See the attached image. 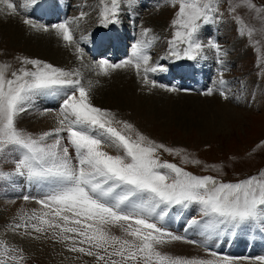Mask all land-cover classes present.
I'll use <instances>...</instances> for the list:
<instances>
[{
    "label": "rangeland",
    "instance_id": "obj_1",
    "mask_svg": "<svg viewBox=\"0 0 264 264\" xmlns=\"http://www.w3.org/2000/svg\"><path fill=\"white\" fill-rule=\"evenodd\" d=\"M126 1L133 5L129 8L127 3H124ZM40 2L44 7L36 8L35 5L23 7L26 0H14V3L18 4L19 14L10 16L17 18L15 21L25 29L26 37H38L44 32L25 25L23 21L27 18L37 25L47 26L48 32L57 39L62 52L76 51L74 48L77 46L83 48L84 56L80 60L83 62L84 71L79 68L78 60L72 59L68 62L65 56L64 61L62 59L54 61L53 49L57 48L55 43L44 41L39 43L35 39L33 43L37 46L38 52H31L25 49L26 44L20 39L12 40L9 37L1 39L4 38L2 36L0 64L11 66L8 69L9 78L13 71L33 68L32 65L23 63L24 60H39L73 72L72 78L79 79L85 87L89 83L93 85L90 95L94 106L114 113L117 119L132 124L136 131L156 144L173 150L170 153L160 149L157 156L161 162L176 164L196 176H211L222 183L242 181L247 179L245 175L256 171L260 172H256L257 176L264 173V0H215L219 5L218 12L211 23L204 25L200 33V42L204 45H208L210 41L214 42L219 45L220 51L206 46L193 60L183 57V54L179 59L170 54L169 41L174 32L172 20L176 11V8L171 6L172 0H119V4L123 3V7L128 9L126 8L124 14L119 11L118 17L113 18L117 19V22H110L107 27L100 22L102 0H40ZM249 3L254 7H248ZM81 12L86 14L82 19ZM65 20L72 21L71 27L78 45L66 46L52 29L53 24ZM144 28L151 29L148 39L153 36L157 38L148 49V54L151 56L150 63L158 70L149 73L148 79L163 87L144 85L143 70L141 69L138 76L132 66L116 69L108 76L97 75L96 65L114 53V43L118 48L115 51H118V58L109 63L116 64L129 59L132 45L141 39ZM5 31L6 29H2L0 33L4 34ZM95 41L103 46L109 45L107 52L99 55L106 51V47L93 45ZM42 47H49L51 50H43ZM96 47L100 51L95 54L93 49ZM180 47L182 49L184 46ZM121 48L123 49L119 52ZM90 51L93 55L99 56L92 57ZM161 68L164 70H159ZM221 80L225 83L221 84ZM167 88L176 90L168 91ZM208 89H212V95L204 94ZM222 91L228 99L220 95ZM62 95V92L56 95L59 106ZM59 106L57 103L46 102L42 109H38L41 110L40 113L32 115V121L19 116L18 127L39 136L44 129L39 131L35 127L36 115L48 116L51 113L57 115ZM63 135L66 136V133ZM105 150L112 155L117 154L112 148ZM14 167L13 157L0 158V172L9 174L5 177L10 179L3 181L0 178V185L3 188L0 189V232L5 229L3 228L5 220L1 215L6 209L4 206H7L11 209L10 215H13V219L5 230L18 234L17 236L0 234V261H4V264H112L115 260L117 264H141L139 260L123 261L120 257H109L102 249L90 250L99 251L100 255L105 256L104 260L97 259L95 255L88 256L86 253L70 251V247L89 248V245L73 244L71 241L63 240L59 235V229H47L45 226V232L36 233L29 228L27 232L31 233L30 235L26 234L23 228L15 229L14 225L23 223L27 216L33 213L43 215L51 209L44 208L37 202L43 197V191L41 188H34L36 184L29 183L25 192L27 184L23 187V183L28 181L25 177L21 179L22 177L14 175ZM7 182L11 187L6 186ZM24 196H29L30 199L25 200ZM186 211H190V216L186 217L188 222L189 218L201 219L199 206L192 205L188 208H169L168 220L158 221V224L163 223L167 226L162 224L166 231L182 237L180 240L164 237L167 242L157 246L159 251L172 257L186 259L222 261L223 257L227 256L234 259V264H264L257 259L264 257V224L260 221L252 223L247 228L226 230L222 235L208 237L201 227H191L183 223L184 228L180 229L178 220L169 224L174 212L185 214ZM44 218L53 217L49 215ZM172 220L174 221V218ZM107 227L112 235L132 239L126 236L118 225ZM252 229L257 234L261 232L259 236H263V239L261 238L263 244L252 243L251 239H248ZM53 231L57 235H53ZM231 236L232 239H229ZM252 238L256 239V236ZM111 250L110 248L109 251ZM213 252L217 254L215 257L212 256Z\"/></svg>",
    "mask_w": 264,
    "mask_h": 264
},
{
    "label": "snow or ice",
    "instance_id": "obj_2",
    "mask_svg": "<svg viewBox=\"0 0 264 264\" xmlns=\"http://www.w3.org/2000/svg\"><path fill=\"white\" fill-rule=\"evenodd\" d=\"M102 4L100 22L107 27L110 22H117L113 18L118 17L119 0H102ZM28 5L44 7L40 0H26L23 7ZM0 6L2 14H19L14 0H0ZM171 6L176 8L172 20L174 32L169 41L172 56L179 59L183 54L193 60L206 46L220 51L214 42L208 45L200 42L204 25L211 23L218 12L215 0H172ZM247 6L254 7L250 3ZM85 15L81 12L80 19ZM23 22L38 31H49L47 26L37 25L30 19ZM71 24L72 21L65 20L51 26L66 46L78 45ZM150 32L148 28L142 30L141 39L132 45L129 59L116 64L106 59L99 61L97 75L108 76L116 69L132 66L138 76L143 70L144 85L163 87L148 79L149 73L158 70L150 63L148 54L157 39L154 36L148 39ZM76 51L82 59L84 49L77 46ZM22 62L33 68L13 71L11 78L8 77L11 66L0 64V158H14L13 174L40 187L43 197L37 202L51 211L29 215L23 223L15 224V229L23 228L29 235V228L36 233L45 232V226L59 229L63 240L89 245V248L70 247V251L95 255L99 260L105 256L90 249H102L109 257L139 260L141 264H234V259L227 256L216 261L162 253L157 246L167 242L164 237L171 240L182 237L166 231L158 221H164L169 208L198 205L201 219L193 218L188 223L201 227L208 236L247 228L257 221L264 224V173L236 183H222L211 176H196L176 164L161 162L158 151L164 149L171 153L173 150L156 144L132 124L117 119L114 113L94 106L91 83L85 87L79 79L72 78L73 72L39 60ZM61 92L57 127L39 136L18 127V117L29 110L39 95ZM204 94L212 95L213 91L208 89ZM220 95L228 99L225 92ZM105 148H112L117 154L112 155ZM6 175L9 174L0 172V178ZM49 215L53 218H44ZM116 225L132 239L112 235L107 226ZM68 233L73 235H64ZM53 235L57 233L53 231ZM257 259L264 262V257ZM112 264L117 262L113 260Z\"/></svg>",
    "mask_w": 264,
    "mask_h": 264
},
{
    "label": "bare ground",
    "instance_id": "obj_3",
    "mask_svg": "<svg viewBox=\"0 0 264 264\" xmlns=\"http://www.w3.org/2000/svg\"><path fill=\"white\" fill-rule=\"evenodd\" d=\"M17 2V1H16ZM125 4L127 3V6L130 8L133 4L131 3V2H124ZM18 5V4H17ZM126 6V5H125ZM0 7H2V6H0ZM128 7H126L127 9H128ZM126 8L125 7H123V3L122 4H119V11H120V13L121 14H124L125 12H126ZM92 11V10H91ZM96 11V10H95ZM13 16V15H12ZM88 17V16H87ZM86 18V17H85ZM3 19V20H2ZM15 19H16V21H17V18H14V17H11L10 15H5V14H3V17H2V13H0V30H2V29H6V31H5V33L4 34H1L0 33V37H4V38H1V39H5V37H9V38H11L12 40H15V39H20V41H23L26 45H25V49H28L29 51H37L38 52V48H37V46H35L34 45V43H33V40H35V39H37L38 41L37 42H39V41H44V42H48V43H55L56 44V46H57V48H55V49H53V52L55 53V56H53V59H54V61L56 60V62H58L57 60L58 59H62L63 61L65 60V58L66 59H68V62H69V60H72V59H74V60H78L79 61V68L81 69V70H83V62H82V60H80V58H79V56H78V52L77 51H70V50H67V51H69L68 53H65V52H67V51H64V52H62L61 51V49H59V47L61 48V46H59L58 45V42H57V39L51 34V33H49L48 31L47 32H42L41 34H39V36L38 37H31V36H28V37H26L27 35H26V33H25V29L24 28H21V26H19V23L18 22H16L15 21ZM20 22V21H19ZM148 22V21H147ZM29 27V26H28ZM10 28V29H9ZM30 28V27H29ZM9 29V30H8ZM121 29V28H120ZM159 29V28H158ZM123 30V29H122ZM28 31H29V29H28ZM30 32V31H29ZM161 32V31H160ZM40 33V32H39ZM163 33V32H162ZM157 35V34H156ZM158 36V35H157ZM0 39V40H1ZM10 39V40H11ZM53 41V42H52ZM40 43V42H39ZM38 43V44H39ZM36 44V43H35ZM60 44V43H59ZM41 46V45H40ZM119 46V45H118ZM39 47V46H38ZM63 47V46H62ZM71 47H73V46H71ZM70 47V48H71ZM117 47V46H116ZM43 48V47H42ZM44 49H49V47H46V48H43V50ZM72 49V48H71ZM74 49H76V48H74ZM118 49V48H117ZM117 49H115V51L117 50ZM49 50H51V49H49ZM48 50V51H49ZM106 50H107V47H106ZM40 51V50H39ZM93 51H94V53L96 54V53H98L100 50L99 49H97V47L96 48H94L93 49ZM52 52V51H51ZM74 55H76L77 56V58L74 56ZM66 56V57H65ZM115 56V55H114ZM65 57V58H64ZM52 58V57H51ZM63 61H61V62H63ZM77 61V62H78ZM60 63V62H59ZM62 64V63H61ZM75 64H78V63H75ZM64 65V64H63ZM70 67V66H69ZM68 67V68H69ZM77 67V66H76ZM64 68V67H63ZM66 68V67H65ZM72 68V67H71ZM66 71V70H65ZM84 71V70H83ZM52 96V97H51ZM97 98V97H96ZM55 100V101H54ZM101 99H98V101H100ZM52 103V104H54V103H57V106H59V101H57V99H56V95H47V94H45V95H39L35 100H34V102H33V105L32 106H30V108H29V110L27 111V112H25V113H23V114H21L20 116L21 117H23V118H25L26 120H27V118H29L28 120H31L32 121V118H33V114H38V113H40L39 111H41V110H38L39 108L40 109H42L43 107H44V105H45V103ZM61 102V101H60ZM106 102V101H105ZM53 106V105H52ZM59 109H60V106H59ZM57 113V112H56ZM28 116H30V117H28ZM37 117H36V120L35 119H33V120H35V122H34V124H35V127L39 130V131H41L42 129H44L43 131H42V133L43 132H46V131H50V130H52V129H54L55 127H57V116H58V113H57V115H55L54 113H51L50 115H48V116H45V114L43 115V116H41V115H36ZM3 179V181L5 180V181H9L10 179H7L6 177H4V178H2ZM13 179V178H12ZM21 179H23V177L21 178ZM1 180V179H0ZM15 180H16V178H15ZM12 181V180H11ZM17 181V180H16ZM24 181V180H23ZM24 184H28V183H23V187L25 186ZM6 186L9 188V187H11L10 186V184L7 182V184H6ZM40 188V187H39ZM0 189H2L3 190V188H2V185H0ZM6 190H8V189H6ZM15 190V189H14ZM24 190H25V192H26V186H25V188H24ZM4 208H6L5 209V211L3 212V214L1 215L2 216V219H4L5 220V223H4V227L3 228H8V225H9V223L11 222V220L13 219L12 217H13V215H10V211H11V209H9V207H7V206H4ZM190 212V211H189ZM189 212H185V214H180V213H178L177 214V212L175 213H173V215H172V217L174 218V221L171 219L170 221H169V224H173V223H175L177 220L178 221H180V224H179V228L180 229H182V228H184V226H183V223H186V225H189V223H188V221H187V219H186V217L189 215ZM175 214V215H174ZM190 216V215H189ZM188 216V217H189ZM168 217L169 216H167L165 219L166 220H168ZM178 217V218H177ZM171 218V217H170ZM169 218V219H170ZM182 218H183V221H182ZM165 220V221H166ZM176 220V221H175ZM173 222V223H172ZM192 227V226H191ZM186 228V227H185ZM5 229H2V231L0 232V234L1 235H3V234H10V235H18V234H13V232L12 231H8V230H5ZM181 231V230H180ZM181 234V233H180ZM260 234H261V232H260ZM260 234H257L253 229H252V232H251V234L248 236V239H251V241H252V243H257V242H261V244H263V241H261V238L263 237H260L261 235ZM260 235V236H259ZM252 236H256V239L254 238H252ZM209 237V236H208ZM17 238V237H16ZM209 239V238H208ZM263 239V238H262ZM210 240V239H209ZM244 240V239H243ZM234 243V242H233ZM232 243V244H233ZM243 243V242H242ZM241 243V244H242ZM179 245H181V244H179ZM255 246H256V244H255ZM263 246H264V244H263ZM179 247V246H178ZM254 247V246H253ZM180 248V247H179ZM181 248H183V247H181ZM190 248V247H189ZM192 248V247H191ZM238 248V247H237ZM241 248V247H240ZM256 248H258V246H256ZM230 249V248H229Z\"/></svg>",
    "mask_w": 264,
    "mask_h": 264
}]
</instances>
